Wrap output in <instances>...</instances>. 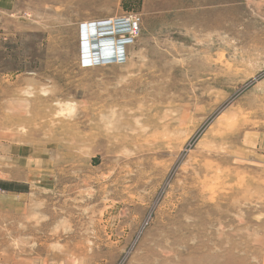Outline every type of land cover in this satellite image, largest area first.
Listing matches in <instances>:
<instances>
[{
  "label": "rangeland",
  "instance_id": "1",
  "mask_svg": "<svg viewBox=\"0 0 264 264\" xmlns=\"http://www.w3.org/2000/svg\"><path fill=\"white\" fill-rule=\"evenodd\" d=\"M0 184V264H264V0L3 4Z\"/></svg>",
  "mask_w": 264,
  "mask_h": 264
},
{
  "label": "built area",
  "instance_id": "2",
  "mask_svg": "<svg viewBox=\"0 0 264 264\" xmlns=\"http://www.w3.org/2000/svg\"><path fill=\"white\" fill-rule=\"evenodd\" d=\"M96 24H106L110 28V30L108 32H112L116 28L118 31V34H121V38L123 40H125V42H128V40H130V38L133 39L134 36L136 35L137 30H138L136 23L132 22L129 19L126 21L119 20L118 22H114L112 20H110V21L105 20L103 22H98ZM122 54H123V52H122Z\"/></svg>",
  "mask_w": 264,
  "mask_h": 264
},
{
  "label": "bare ground",
  "instance_id": "3",
  "mask_svg": "<svg viewBox=\"0 0 264 264\" xmlns=\"http://www.w3.org/2000/svg\"><path fill=\"white\" fill-rule=\"evenodd\" d=\"M89 27H93L94 29H96L97 31L96 32H101V33H105V34H101V35H99L96 39L97 40H95L94 41V44L96 45V46H98L99 44V46L100 47H102V48H104V46H106V43H103V42H100V39L102 38V37H105V36H110V37H112V39H116L115 37H113L114 36V28L112 29L113 31L112 32H108L109 30H110V28H109V26H107L106 24H89ZM109 37V38H110ZM105 38H108V37H105ZM104 38V39H105ZM111 39V38H110ZM120 42H123L122 44H126L127 42H125V40H121ZM88 43H91V41L89 40L88 41ZM120 45H121V43H120ZM117 46V43H115V41L112 43V47L114 46V48L113 49H110V53L108 52V51H106L105 49H104V51L102 52V54H106V55H103V56H107L108 54H113V53H116V52H119L120 50H119V48H121V46Z\"/></svg>",
  "mask_w": 264,
  "mask_h": 264
},
{
  "label": "crops",
  "instance_id": "4",
  "mask_svg": "<svg viewBox=\"0 0 264 264\" xmlns=\"http://www.w3.org/2000/svg\"><path fill=\"white\" fill-rule=\"evenodd\" d=\"M11 1L13 2V0H0V7H2V5L4 4H8L9 2L11 3ZM10 5V4H9ZM4 7V6H3Z\"/></svg>",
  "mask_w": 264,
  "mask_h": 264
},
{
  "label": "trees",
  "instance_id": "5",
  "mask_svg": "<svg viewBox=\"0 0 264 264\" xmlns=\"http://www.w3.org/2000/svg\"><path fill=\"white\" fill-rule=\"evenodd\" d=\"M0 187H2V188H4V189H8V188H10L9 186L4 185V184H0Z\"/></svg>",
  "mask_w": 264,
  "mask_h": 264
}]
</instances>
